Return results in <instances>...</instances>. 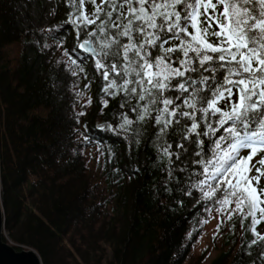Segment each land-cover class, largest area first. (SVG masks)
Segmentation results:
<instances>
[{"label":"trees","instance_id":"trees-1","mask_svg":"<svg viewBox=\"0 0 264 264\" xmlns=\"http://www.w3.org/2000/svg\"><path fill=\"white\" fill-rule=\"evenodd\" d=\"M73 7L72 0H0L4 241L36 251L43 264H261L258 246L247 244L255 238L251 217L205 211L197 190L165 191L176 183L148 164L153 149L142 142L134 151L109 130L119 96H104L92 62L70 75L65 52H80L76 32H64ZM92 8L85 0L84 10Z\"/></svg>","mask_w":264,"mask_h":264},{"label":"snow or ice","instance_id":"snow-or-ice-1","mask_svg":"<svg viewBox=\"0 0 264 264\" xmlns=\"http://www.w3.org/2000/svg\"><path fill=\"white\" fill-rule=\"evenodd\" d=\"M72 2L70 75L92 62L104 96H119L109 130L153 149L148 164L176 183L165 191L251 217L248 248L264 264V156L252 163L264 152V0Z\"/></svg>","mask_w":264,"mask_h":264},{"label":"water","instance_id":"water-1","mask_svg":"<svg viewBox=\"0 0 264 264\" xmlns=\"http://www.w3.org/2000/svg\"><path fill=\"white\" fill-rule=\"evenodd\" d=\"M4 210L0 194V264H43L38 253L32 249L17 250L4 241Z\"/></svg>","mask_w":264,"mask_h":264},{"label":"rangeland","instance_id":"rangeland-1","mask_svg":"<svg viewBox=\"0 0 264 264\" xmlns=\"http://www.w3.org/2000/svg\"><path fill=\"white\" fill-rule=\"evenodd\" d=\"M214 224V223H213ZM212 230L209 228L207 234L205 237H203L202 243L199 245L198 247V252L200 251V248L203 247L204 245L208 244L210 242V234H211ZM261 232L264 233V228L261 229ZM9 243L14 246L15 244H13L10 240Z\"/></svg>","mask_w":264,"mask_h":264}]
</instances>
